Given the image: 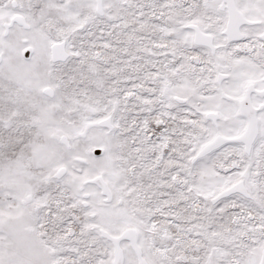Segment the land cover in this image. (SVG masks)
<instances>
[{
	"label": "snow or ice",
	"instance_id": "1",
	"mask_svg": "<svg viewBox=\"0 0 264 264\" xmlns=\"http://www.w3.org/2000/svg\"><path fill=\"white\" fill-rule=\"evenodd\" d=\"M0 264H264V0H0Z\"/></svg>",
	"mask_w": 264,
	"mask_h": 264
}]
</instances>
